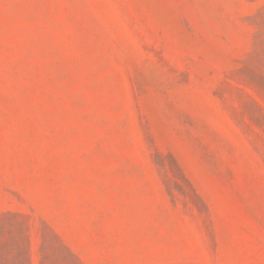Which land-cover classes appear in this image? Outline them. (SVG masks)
<instances>
[{"label":"rangeland","instance_id":"obj_1","mask_svg":"<svg viewBox=\"0 0 264 264\" xmlns=\"http://www.w3.org/2000/svg\"><path fill=\"white\" fill-rule=\"evenodd\" d=\"M0 264H264V0H0Z\"/></svg>","mask_w":264,"mask_h":264}]
</instances>
